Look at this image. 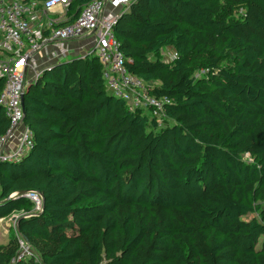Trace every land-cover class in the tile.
Instances as JSON below:
<instances>
[{
	"label": "trees",
	"instance_id": "obj_1",
	"mask_svg": "<svg viewBox=\"0 0 264 264\" xmlns=\"http://www.w3.org/2000/svg\"><path fill=\"white\" fill-rule=\"evenodd\" d=\"M113 31L162 122L107 92L93 54L45 69L24 93L32 145L0 160V219L24 213L0 264L19 238L18 264H264V0H132Z\"/></svg>",
	"mask_w": 264,
	"mask_h": 264
},
{
	"label": "built area",
	"instance_id": "obj_2",
	"mask_svg": "<svg viewBox=\"0 0 264 264\" xmlns=\"http://www.w3.org/2000/svg\"><path fill=\"white\" fill-rule=\"evenodd\" d=\"M71 1L0 0V81L3 82L0 107L9 120L6 134L0 137L2 161L18 160L32 145V135L22 122L21 98L27 85L45 69L61 62L80 39H88L92 48L78 57L89 54L98 57L103 65L107 92L124 101L128 111L150 113L158 124L162 122L168 100L151 95L150 85L128 71L113 31L132 0H92L82 5L76 15L69 12ZM20 126L15 148L5 153L4 146ZM23 196L32 203L33 213L42 210V197L38 192L29 191ZM18 244L10 264H18L33 255L21 238Z\"/></svg>",
	"mask_w": 264,
	"mask_h": 264
},
{
	"label": "rangeland",
	"instance_id": "obj_3",
	"mask_svg": "<svg viewBox=\"0 0 264 264\" xmlns=\"http://www.w3.org/2000/svg\"><path fill=\"white\" fill-rule=\"evenodd\" d=\"M241 11H242L241 9L236 8L233 11V14L238 15V14H240ZM50 15L54 16L53 14H50ZM71 43H74V41H72ZM75 43H76L75 44L76 46H71L72 51L67 56L62 58L61 62L68 61L72 58H76V57L80 56L81 54L88 52L89 49L92 48V45L90 44L88 39H80V40L75 41ZM77 46H79V48H77ZM175 57H176V53H175L174 49L171 47L162 48L158 54L150 56V58L152 60L160 59V60H163L165 62H172ZM148 85L153 86L154 83H149ZM163 122H164V124L166 123L164 120H163ZM19 128L20 127H18V129H16L14 136H19L20 130H21V128L20 129ZM16 144H17V142H16ZM6 148L7 147L4 146L5 153H9L14 149V147H12L11 150L9 148L8 149H6ZM244 158L247 161L251 160L249 155H244ZM23 214L24 213L21 211L15 212L12 216H10L6 219H0V243H6L8 240V237H10L12 235L13 236L18 235L17 220ZM253 216H257V213L249 214V215L245 216L244 218L248 219V218H251Z\"/></svg>",
	"mask_w": 264,
	"mask_h": 264
},
{
	"label": "crops",
	"instance_id": "obj_4",
	"mask_svg": "<svg viewBox=\"0 0 264 264\" xmlns=\"http://www.w3.org/2000/svg\"><path fill=\"white\" fill-rule=\"evenodd\" d=\"M20 128H22V126H20ZM17 139H18V136H12V137H10L8 139V141H7V144L5 145V147H7L6 149L9 148L11 150L12 147L15 148ZM2 219H4V218H2Z\"/></svg>",
	"mask_w": 264,
	"mask_h": 264
},
{
	"label": "water",
	"instance_id": "obj_5",
	"mask_svg": "<svg viewBox=\"0 0 264 264\" xmlns=\"http://www.w3.org/2000/svg\"><path fill=\"white\" fill-rule=\"evenodd\" d=\"M28 86H29V84L27 85V87H28ZM27 87H26V88H27ZM24 93H25V92H24ZM23 102H24V94L22 95V98H21L22 107L24 106V105H23ZM23 114H24V107H23Z\"/></svg>",
	"mask_w": 264,
	"mask_h": 264
}]
</instances>
